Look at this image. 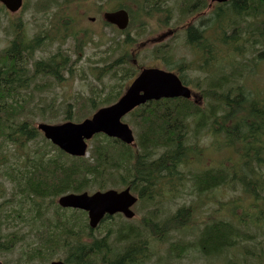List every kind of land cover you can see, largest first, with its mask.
I'll return each mask as SVG.
<instances>
[{"label": "trees", "instance_id": "1", "mask_svg": "<svg viewBox=\"0 0 264 264\" xmlns=\"http://www.w3.org/2000/svg\"><path fill=\"white\" fill-rule=\"evenodd\" d=\"M83 1L86 0L34 1L29 11L33 12V22H37L36 15H41L43 22L37 24L40 31L29 37L21 13L11 25L13 39L0 51V197H6L8 188L12 194L11 199L0 202V258L19 253L13 261H3L4 264H41L54 259L74 264L102 261L142 264L147 257L143 255L148 248L146 233L166 241V232L180 220L187 221L190 213L179 210L159 231L154 223L145 222L143 231L129 224H118L115 231L109 228L104 236L93 237L95 230L89 227L85 212L62 208L57 203V198L66 193L104 189L117 181V175L120 183L130 184L132 191L147 204L166 183L169 187H183L190 179L201 193L223 185L236 188L239 184L243 194L251 200L248 207L232 201L224 215L219 209L220 217L205 223L198 243L204 255L229 250L237 241L243 221L253 219L256 211L262 214L259 219L264 220V90L259 94L248 90L246 78L251 74L260 76L246 66L220 69V52L206 33L217 27L222 37L218 44L229 45V53L233 49L235 56L241 55L237 36L241 18L264 16V0H231L219 5L215 15L201 19L200 25L189 24L186 40L194 51L203 49L200 55L198 53L201 62L186 63L176 59L173 49L165 44L152 51L162 59V65L178 72L184 84L190 81L187 71H204L203 77L191 82L199 88L202 104L185 98L149 101L127 115V121L136 129L137 147L98 134L91 142L90 155L75 157L43 136L36 127L38 114L48 122L80 121L98 107L116 101L125 82L139 72V67L131 62L137 58L131 55L130 48L136 38L129 35V29L123 32L122 40L106 47L104 58L97 60L103 62L96 67L99 73L115 79L103 95L75 101L66 99L58 106L53 102L42 108L35 107L34 90L42 86H62L69 80L67 74L74 71L76 61L72 60V54H81L84 41L72 28L70 8ZM128 1L116 3L130 12L129 28L136 23L140 26L147 23L140 14L141 9H147L146 3L149 20L163 15L170 20L177 17V21H183L174 14L172 6L169 8L170 0H143L135 20ZM177 2L175 0V4ZM185 3L186 14L207 5L206 0H185ZM26 8L25 4L22 10ZM2 9L0 7V21ZM256 29L263 44L256 55V62L260 64L264 62V19ZM85 37L92 35L85 33ZM69 39L71 43L65 47ZM40 53L42 57L38 56ZM213 125L216 126L213 128L215 144L232 148L239 158L238 164L225 163L195 171L189 166L200 161L204 151L198 143L200 134L205 129L212 131ZM114 242L121 243L123 253L114 254ZM177 246L170 243L169 251L178 252ZM110 254L114 255L113 259Z\"/></svg>", "mask_w": 264, "mask_h": 264}, {"label": "rangeland", "instance_id": "2", "mask_svg": "<svg viewBox=\"0 0 264 264\" xmlns=\"http://www.w3.org/2000/svg\"><path fill=\"white\" fill-rule=\"evenodd\" d=\"M36 0H26L27 8L23 12L24 20L28 27L29 37L38 33L39 27L37 23L43 22L41 15H36V22H33V12L29 11L32 4ZM179 1V0H178ZM102 3L104 6H109L112 0H92V9L89 11L88 15H94L93 10ZM135 7L133 2H129ZM171 4V3H170ZM171 6L174 12L179 15L178 4L172 3ZM212 9V8H211ZM4 11V10H3ZM75 11L73 15H75ZM140 14L144 17L149 16V11L147 9H141ZM88 15L86 16V21H88ZM199 15L198 17H200ZM16 19L13 17L11 19L8 14H3L0 21V49L8 44L11 38L10 32L12 33V22ZM264 19L263 17H258L255 19H249L242 22L243 31L240 36L242 42V54L237 56L236 64L249 62L253 65L254 72L262 75V77H253L249 75L246 78L248 90L255 91L257 94L264 90V62L258 63L254 61V57L258 50L262 49L261 38L258 35V30L260 21ZM171 21V20H170ZM182 22V21H181ZM185 22V21H184ZM171 23V22H170ZM177 20L172 22V26H178ZM161 27L154 23L149 28V31H145L143 36L139 39V42L143 43L142 53L152 54L153 44L158 41L167 40L168 35H161ZM38 31V32H37ZM103 37L102 43H98V35L94 37L93 41L89 42L85 48V54L81 55L78 59L74 71L72 74H67L69 80L62 86H42L36 91L32 92L34 97L35 107L42 108L43 105L55 103V106L61 105L66 99H81L89 96L103 95L115 82V79L111 75L102 74L99 76V71L95 69L97 65H103V62H97L100 57H105L106 47L109 43V38L119 37L110 28L102 29ZM230 33L228 29L227 34ZM156 34V35H155ZM178 34V33H177ZM183 34L180 33L176 39L175 53L179 57H185L186 59H191L194 56L185 47L183 41ZM168 39L167 41H169ZM166 41V42H167ZM165 42V43H166ZM210 42L213 46H216L220 52L219 63L223 64L220 69H224L225 63H229L231 55L229 54V45L218 44L214 36H211ZM54 50V49H53ZM38 56H43V53L38 54ZM142 61L146 63H154L152 58L143 56ZM163 67V66H162ZM190 79H196L195 73H190L188 75ZM41 82V80H39ZM86 99V98H85ZM73 101V100H70ZM81 101V100H80ZM34 107V106H33ZM42 111V110H40ZM39 111V112H40ZM40 121H46L39 118V114L36 118V123ZM48 122V121H46ZM57 122V121H55ZM205 136H203L201 143ZM209 138L204 139V143H208ZM236 157V153L232 148L223 147V153H218L217 145L208 147L206 151V156L209 160L205 159L203 165L205 167H218L221 165L222 157L224 156ZM215 162V163H212ZM235 163L238 164V158H235ZM191 168H195L193 164L190 165ZM162 194L156 198L158 201L155 204H147L144 202H138L133 210L136 212V217L132 220H127L126 218L116 217L113 220L105 222L101 227L95 230L93 237H100L102 234L108 233L109 227L114 229L118 224H129L135 227L138 231L145 230L142 220L145 217H150L151 221L157 225V227H162L165 223H168L172 216L177 212L179 208H188L190 205L195 207V210L190 212L189 218L191 224L179 230L166 232V241H160L148 232L146 233V239L148 241L149 253L156 252L157 255H153V260L148 261L146 264H262L264 263V223H257L259 217L262 214L254 213L255 222L250 223L249 227L244 228L243 231L245 235L241 238L240 242L234 245L230 250L223 252L220 255H213L206 257L201 252L197 246L199 242V237L201 236L202 230L205 223L210 221H216L220 216L218 213V208L222 202H231L233 200H240L243 198L240 189L233 190L229 187H224L212 192V194H203L201 197L193 189H183L182 194H170L168 185H163L161 188ZM12 194L10 188L6 190V197H0V202L5 199H11ZM210 199V200H209ZM246 202V201H245ZM244 202V203H245ZM15 203V202H13ZM8 207V205H7ZM149 234V235H148ZM184 242L190 245L189 249L183 254L184 258L180 260H170L163 261L160 263L158 256H168V247L170 243ZM114 254L121 252V244L113 246ZM19 255V253L9 254L5 259L10 262L14 260V257ZM114 255L110 254L109 257L113 259Z\"/></svg>", "mask_w": 264, "mask_h": 264}, {"label": "water", "instance_id": "3", "mask_svg": "<svg viewBox=\"0 0 264 264\" xmlns=\"http://www.w3.org/2000/svg\"><path fill=\"white\" fill-rule=\"evenodd\" d=\"M11 10L17 11L22 0H1ZM225 2L228 0H212ZM106 19L124 29L128 22L127 13L123 10L106 14ZM191 96L190 89L184 86L177 75L159 68L143 69L132 82L126 93L114 104L98 109L90 118L82 122L67 121L61 124L40 123L39 129L54 144L74 156H84L87 150V139L98 132L116 136L128 144L134 137L129 126L121 122V118L135 106L148 99L173 98ZM63 207H73L86 210L92 228L96 227L105 214L123 212L127 217H133L130 207L136 198L130 194L129 188L122 191L96 192L89 194H66L59 198ZM0 264H3L0 261ZM50 264H66L63 261H53ZM99 264H109L107 262Z\"/></svg>", "mask_w": 264, "mask_h": 264}, {"label": "flooded vegetation", "instance_id": "4", "mask_svg": "<svg viewBox=\"0 0 264 264\" xmlns=\"http://www.w3.org/2000/svg\"><path fill=\"white\" fill-rule=\"evenodd\" d=\"M97 17L95 15H89L88 16V24L94 25Z\"/></svg>", "mask_w": 264, "mask_h": 264}]
</instances>
